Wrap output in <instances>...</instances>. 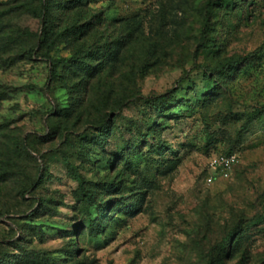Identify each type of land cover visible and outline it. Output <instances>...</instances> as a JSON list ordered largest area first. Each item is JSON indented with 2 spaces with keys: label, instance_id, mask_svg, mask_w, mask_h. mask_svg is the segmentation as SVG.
Returning <instances> with one entry per match:
<instances>
[{
  "label": "rangeland",
  "instance_id": "obj_1",
  "mask_svg": "<svg viewBox=\"0 0 264 264\" xmlns=\"http://www.w3.org/2000/svg\"><path fill=\"white\" fill-rule=\"evenodd\" d=\"M222 1L0 0V264H264V0Z\"/></svg>",
  "mask_w": 264,
  "mask_h": 264
},
{
  "label": "built area",
  "instance_id": "obj_2",
  "mask_svg": "<svg viewBox=\"0 0 264 264\" xmlns=\"http://www.w3.org/2000/svg\"><path fill=\"white\" fill-rule=\"evenodd\" d=\"M234 163L233 157L219 156L215 157L210 162V168L213 173L207 178L208 182H213L216 176L229 177V171Z\"/></svg>",
  "mask_w": 264,
  "mask_h": 264
},
{
  "label": "trees",
  "instance_id": "obj_3",
  "mask_svg": "<svg viewBox=\"0 0 264 264\" xmlns=\"http://www.w3.org/2000/svg\"><path fill=\"white\" fill-rule=\"evenodd\" d=\"M224 1V0H223ZM222 1V2H223ZM47 5L46 4H44V10H47ZM44 13H45V11H44ZM50 19H51V16H48L45 20H44V23H45V25H44V27H47L48 25H49V21H50ZM51 63H52V66H53V64H54V62H53V60L52 59H48ZM240 64V61H237V62H235L234 64H233V67L235 66H237V65H239ZM52 69H53V67H52ZM227 69V68H226ZM229 70V69H228ZM227 73H229V71H227ZM206 75L209 77L211 74L210 73H206ZM160 99L162 100V99H164V98H162V97H160ZM76 178L80 181V184H81V192H82V194H83V196H84V198H85V200L88 202V203H92L93 202V199H94V195H93V192L91 191V189H89L88 187H87V185H86V183H85V181H84V179H83V176L82 175H80V174H76ZM41 180V179H40Z\"/></svg>",
  "mask_w": 264,
  "mask_h": 264
}]
</instances>
